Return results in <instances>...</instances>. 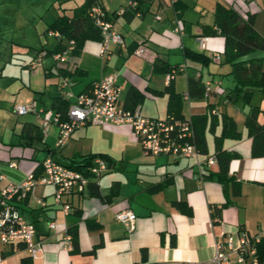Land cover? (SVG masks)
Instances as JSON below:
<instances>
[{
  "label": "crops",
  "instance_id": "0c3cea01",
  "mask_svg": "<svg viewBox=\"0 0 264 264\" xmlns=\"http://www.w3.org/2000/svg\"><path fill=\"white\" fill-rule=\"evenodd\" d=\"M11 2L12 5L10 1L3 3L5 10L0 11V19L13 16L14 29L18 28L26 38L31 23L17 18L12 11L14 6L18 12L22 10L21 0ZM99 2L124 36V43H111L103 51L101 40L88 38L79 53H72L69 62L60 64L53 52L59 37L48 26L59 14L72 13L76 5L63 7L48 21L46 30L54 40L35 47L34 56L27 64L31 72L29 87L35 97L11 100L13 109L18 102L34 101L36 110L25 114L14 111L17 116L26 115L18 124L22 131L14 138L16 127H13L10 141H0V189L8 183L24 181L33 170L40 173V162L47 155L70 164L84 154L104 153L101 155L109 160L111 168L99 177L97 191L91 193L89 188L85 194L68 197L73 206L69 212L54 203V186L40 184L29 191L19 202V208L27 220L35 222L37 235L43 238V249L32 259L22 242H0V264H218L213 260L217 242L224 245L228 254L226 264H250L248 258L239 259V253L228 247L227 240L231 237L233 245L238 246L242 232L251 239L257 234L264 235V153L253 152V137L245 124L249 108H239L226 99L235 79L232 65H223L225 37L206 34L204 27L215 25V8L222 2L235 7L244 18L253 14L254 26L264 37V0H142L137 11L136 6H130V0L119 1L117 5L106 0ZM124 6L128 7L126 12L117 14L116 10ZM8 9L14 15L9 17ZM157 14L162 18H157ZM177 19L183 28L181 31L175 30ZM32 31L39 32L37 24ZM203 36H206L204 47L200 44ZM143 42H147L148 50L139 55L135 50ZM193 52H201V55ZM249 52L241 58L262 57L264 70L263 49L259 55ZM215 54L221 57L216 58ZM212 61L221 65H214ZM62 69L72 73L64 89L60 82L68 74H63ZM112 72L118 73L120 102L128 107L127 104L133 102L129 99L131 90H137L141 100L136 99L135 106L139 105L144 115L166 117L171 114L167 90L171 82L180 94L177 102H180L181 116L191 118L207 112L208 104L212 105L219 122L212 145L207 138L208 152L200 151L197 157L146 153L128 122H87L75 127L67 142L60 146L57 122H51L46 133L43 132L44 110L61 113L63 102L71 104L75 100L66 90L77 94L93 80ZM171 72L174 76L168 79ZM37 75L41 76L42 85L34 81ZM192 75L200 76L205 88L206 82H212L213 89L208 95L205 91L203 96L189 94ZM218 82L221 86L215 90ZM253 104L264 110V94ZM222 112L235 117L241 132L240 137L228 136L222 140L223 147L237 153L229 163L230 173L240 183L241 191L237 195L231 194V183L227 186V195L219 178L205 176L207 168H219L216 159L211 164L207 160L215 152V134L222 132ZM258 121L264 124L263 111ZM228 197L233 202L225 205L221 219L214 221L211 205L221 204ZM39 198L45 199L48 205H42ZM180 201L182 205L178 206ZM125 208L137 214L135 228L131 231L116 218V213ZM51 220L56 221V228H50ZM71 229L76 232L74 249L63 243Z\"/></svg>",
  "mask_w": 264,
  "mask_h": 264
},
{
  "label": "built area",
  "instance_id": "2783aa9c",
  "mask_svg": "<svg viewBox=\"0 0 264 264\" xmlns=\"http://www.w3.org/2000/svg\"><path fill=\"white\" fill-rule=\"evenodd\" d=\"M141 1L130 0V6H138ZM127 8V6L120 7L116 13L123 14ZM89 13L101 29L103 51H106L111 43H124V36L115 28L114 20L106 8L100 3H95L90 8ZM157 18H162V15L157 14ZM182 29L177 19L175 30L181 31ZM52 32L57 36L60 35L58 31ZM205 40L206 36L200 37V44L203 47ZM74 46L75 40H69L65 48L54 53L56 61L60 64L69 62ZM147 50V42H143L135 52L144 55ZM215 57L220 58L221 55L215 54ZM173 73L167 75L168 79L174 76ZM69 83L70 76L65 75L62 77L60 87L64 89ZM220 86L221 84L218 82L214 89L218 90ZM212 89V82H206L205 94L208 95ZM65 92L68 96L75 97L69 106L68 118L62 119L60 112L55 113L52 109L44 110L42 118V128L45 133L51 122L54 121L59 124L57 140L59 146L67 142L75 127L87 122L96 124L109 121L128 122L132 125L146 153H168L190 157L199 155V148L193 140L195 128L192 119L190 117L176 118L172 114L166 117L149 116L142 114L139 105L134 108L126 107L119 98L121 85L118 82V73H108L93 80L86 89L77 94L72 90ZM14 110L17 114H25L36 110V105L34 101L18 102L15 104ZM214 161L213 156L207 160L209 164ZM11 164L14 165L15 163L12 162ZM40 165V173L33 170L29 172L24 181L11 182L0 189V242H22L28 251V256L32 259H36L43 249V238L37 235L35 222L27 220L21 213L19 202L25 199L28 192L36 186L40 184L52 185L54 186V203L60 205L65 212H69L73 206L68 197L74 194L87 193L90 183L98 184L99 177L111 168L109 160L101 154H95L91 162L82 169L58 161L52 155L44 157ZM38 201L42 205H48L45 199L39 198ZM136 217V212L131 208H125L116 213V218L123 221L129 231L135 228ZM49 226L56 228V221L51 220ZM261 236L257 234L251 239L245 232H242L241 243L238 246L233 245L231 237L228 238L227 245L239 253L240 260L248 258L250 264H260L255 242L259 241ZM63 243L65 247H73L71 233L66 234ZM223 248L224 245L221 242L216 243V254L213 260L218 264H226L228 261V254ZM183 264H189V262Z\"/></svg>",
  "mask_w": 264,
  "mask_h": 264
},
{
  "label": "trees",
  "instance_id": "16d2710c",
  "mask_svg": "<svg viewBox=\"0 0 264 264\" xmlns=\"http://www.w3.org/2000/svg\"><path fill=\"white\" fill-rule=\"evenodd\" d=\"M100 3L99 0H84L82 3L72 8V13L63 12L59 14L50 24L49 29L60 33L58 46L54 49V53L66 47V42L71 39L75 40L73 53H79L83 43L88 38L102 39V33L99 26L95 23L94 17L90 15L89 10L95 4ZM135 11L140 9V6L135 7ZM206 34H222L225 37V61L232 64L231 73L234 75L235 84L226 94V99L232 102L243 100L249 102L250 108L245 116V124L249 129V134L253 137V152L255 154L264 153V124L258 121V115L264 110L260 105L252 102V95L256 89H261L264 92V70L262 68V57H250L247 59L241 58L242 55L255 49L264 50V37L258 32L254 26L253 14L244 18L239 11L222 2H218L215 8V25H206L204 27ZM195 55H201V52H193ZM63 74L71 75L72 73L62 69ZM169 91V111L176 118H184L181 116L180 94H178L172 85V82L167 86ZM205 91V83L200 76L189 77V94L192 96H203ZM139 97V98H137ZM133 102L127 104L128 107H134L137 100H141L140 93L137 90H131L130 98ZM209 105V110L205 113L194 114L191 119L195 128L194 141L203 153L208 152L206 131L209 128L215 133L216 125L219 122V117L213 114V106ZM69 101L62 103L61 118H68ZM209 116L211 117L209 122ZM222 132L215 134V152L214 159L218 162V170L207 168L205 176H216L223 182L225 192L228 195V184L231 183V194L237 195L241 191L239 180L234 174L230 173V160L237 155L234 150L223 147L222 140L228 136L240 137L241 132L238 129V123L235 117L227 112H222ZM96 153H88L82 155L79 159H73L70 165L82 169L91 162L92 157ZM105 155L104 153H100ZM39 171H37L38 173ZM98 185L95 182L90 183L89 191L91 193L97 191ZM233 200L228 199L221 203L211 205V214L214 221H219L222 217V209L225 205L232 203ZM184 203V202H183ZM178 206L182 202H177ZM73 243H76V232L70 230ZM257 253L260 257V263L264 262V235L260 240L255 242ZM75 246L73 247V249ZM92 249L91 251H93Z\"/></svg>",
  "mask_w": 264,
  "mask_h": 264
},
{
  "label": "rangeland",
  "instance_id": "374dc122",
  "mask_svg": "<svg viewBox=\"0 0 264 264\" xmlns=\"http://www.w3.org/2000/svg\"><path fill=\"white\" fill-rule=\"evenodd\" d=\"M0 1L2 2L0 3V11L5 10L2 9L4 8L3 3L5 4L10 1L11 5L13 4V2H11L12 0ZM83 1L84 0H21L20 4L22 5V10L18 12V8L14 6L12 11L16 13L17 18L26 19V22L31 23L30 31L26 38L22 37L23 34L18 28L16 30L14 29L16 27V20L13 19V16L12 18L0 19V22L2 23V27L0 28V141L2 139L10 141L11 135L13 134V127H16L14 138H16V135H19L22 131L18 127V124L23 121L26 115H16L14 112L15 110L12 107V99L35 97L34 90L29 87L28 79L31 72L27 64L31 62V59L34 56L35 47L39 48L41 44L47 41H49L48 43H51L54 40V36L46 30L48 21H51L55 14L62 11L63 7L75 6ZM119 1L122 0H106V3L110 2L111 4L117 5L119 4ZM23 10L25 12H22ZM7 13L9 17L10 15H14L11 12V9H8ZM35 24L38 25L39 32L32 31ZM261 52L262 49H255L250 51L249 54L259 55ZM223 57V60L225 61V54H223ZM212 62L214 65H221L216 61ZM223 65L230 66L232 64L229 61H225ZM22 74L24 76L23 78ZM34 81L36 84L39 82V84L41 83L42 85L41 76H35ZM263 94L264 92L261 89H256L252 95L251 103L260 100ZM201 102L204 105L206 104L204 100ZM233 103L239 108H250L249 102H244L243 100L232 102V104ZM221 107L225 108V105L221 103ZM210 119L211 117L209 116V120ZM206 137L209 138L210 144L212 145L214 133L209 128L206 131ZM3 144L9 146L13 145V143Z\"/></svg>",
  "mask_w": 264,
  "mask_h": 264
}]
</instances>
